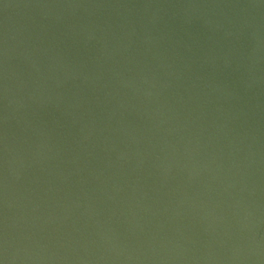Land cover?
Here are the masks:
<instances>
[{
	"label": "water",
	"instance_id": "1",
	"mask_svg": "<svg viewBox=\"0 0 264 264\" xmlns=\"http://www.w3.org/2000/svg\"><path fill=\"white\" fill-rule=\"evenodd\" d=\"M0 264H264V0H0Z\"/></svg>",
	"mask_w": 264,
	"mask_h": 264
}]
</instances>
